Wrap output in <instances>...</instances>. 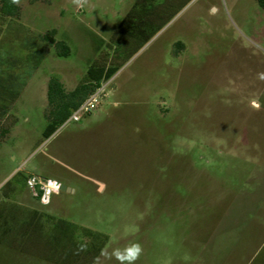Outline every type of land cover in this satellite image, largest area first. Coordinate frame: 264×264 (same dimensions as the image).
Returning <instances> with one entry per match:
<instances>
[{
	"label": "rangeland",
	"instance_id": "obj_1",
	"mask_svg": "<svg viewBox=\"0 0 264 264\" xmlns=\"http://www.w3.org/2000/svg\"><path fill=\"white\" fill-rule=\"evenodd\" d=\"M17 4L20 18L0 25V77L16 98L0 118V206L18 185L13 206L42 219L30 232L14 226L0 244V264H264L257 1ZM49 31L69 54L53 46L36 68ZM101 56L119 67L117 93L109 85L96 110L45 139L49 81L71 92ZM19 172L73 191L43 204L28 181L21 188ZM83 228L107 235L103 252L93 253L100 240Z\"/></svg>",
	"mask_w": 264,
	"mask_h": 264
},
{
	"label": "trees",
	"instance_id": "obj_2",
	"mask_svg": "<svg viewBox=\"0 0 264 264\" xmlns=\"http://www.w3.org/2000/svg\"><path fill=\"white\" fill-rule=\"evenodd\" d=\"M259 6L264 9V0H256ZM137 4H142L138 2ZM134 11V10H133ZM21 8L13 0H0V25L4 24L8 20L13 21L20 18ZM135 13H130L120 29L125 31L126 27L134 22ZM129 32V31H126ZM55 31H49L41 38V43L39 44L38 56L35 55L37 59L36 68L38 64L41 63L45 56H48L53 46L55 47L58 56H67L69 50L63 42H55L54 40ZM182 46V43H178ZM40 56V58H39ZM105 59V61L103 60ZM102 60V61H101ZM19 64V63H18ZM119 71V67L115 64V58L110 60L106 56H101L95 63L90 66L87 70V77L82 84H79L73 91L67 92L64 84L57 78H53L49 81L48 85V102L49 109L46 114L47 126L43 132L45 139L50 138L72 115V113L79 108V106L85 101V99L98 89L102 84L109 82L115 74ZM0 76L2 73H6L5 70H0ZM11 71L8 72V76L11 75ZM5 79L0 77V118L5 117L8 107L6 104L12 103L15 97L11 99L10 90L12 89V84L6 85ZM21 90H19L20 92ZM18 96V92L15 94ZM16 177L19 179L21 188L26 187L27 181L30 178L26 173H18ZM18 185H14L9 193L5 194V201L2 202L5 207L0 206V244L9 239L14 235L15 225L22 226L27 231H31L34 223H37L42 219V213L38 211H17L19 207L13 206L15 204L12 200L19 190ZM22 191V190H21ZM15 194V195H16ZM7 206V207H6ZM46 221L50 222L51 216L46 217ZM76 228H79L75 226ZM74 227V228H75ZM75 228V229H76ZM83 233L95 240H100V245L98 250L95 247V254H100L103 252L109 238L107 235L98 232H92L88 229L83 228ZM28 235V232L23 233ZM93 249V247H91ZM91 253L92 250H88Z\"/></svg>",
	"mask_w": 264,
	"mask_h": 264
},
{
	"label": "built area",
	"instance_id": "obj_3",
	"mask_svg": "<svg viewBox=\"0 0 264 264\" xmlns=\"http://www.w3.org/2000/svg\"><path fill=\"white\" fill-rule=\"evenodd\" d=\"M110 85V82L102 84L98 89L91 93L85 101L75 110L70 116L69 122H79L81 116L84 114H91L99 105V100L106 94V89ZM28 185L32 188L33 195L40 198L43 204H48L52 194L61 191V184L53 180H47L43 182L38 177H30ZM38 188V191L36 190Z\"/></svg>",
	"mask_w": 264,
	"mask_h": 264
},
{
	"label": "crops",
	"instance_id": "obj_4",
	"mask_svg": "<svg viewBox=\"0 0 264 264\" xmlns=\"http://www.w3.org/2000/svg\"><path fill=\"white\" fill-rule=\"evenodd\" d=\"M114 80H115V79L112 78V79L109 81V82H110V86H111V91H112L113 93H117V86H116ZM255 105L258 106L257 103H255Z\"/></svg>",
	"mask_w": 264,
	"mask_h": 264
},
{
	"label": "water",
	"instance_id": "obj_5",
	"mask_svg": "<svg viewBox=\"0 0 264 264\" xmlns=\"http://www.w3.org/2000/svg\"><path fill=\"white\" fill-rule=\"evenodd\" d=\"M61 191L62 192H66V193H70V192H72L73 190L70 188V187H68L67 185H62L61 186Z\"/></svg>",
	"mask_w": 264,
	"mask_h": 264
},
{
	"label": "clouds",
	"instance_id": "obj_6",
	"mask_svg": "<svg viewBox=\"0 0 264 264\" xmlns=\"http://www.w3.org/2000/svg\"><path fill=\"white\" fill-rule=\"evenodd\" d=\"M13 2H14V3H18V2H19V0H13Z\"/></svg>",
	"mask_w": 264,
	"mask_h": 264
}]
</instances>
